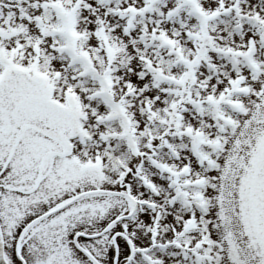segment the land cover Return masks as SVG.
I'll use <instances>...</instances> for the list:
<instances>
[{"label": "snow or ice", "instance_id": "6c2138e0", "mask_svg": "<svg viewBox=\"0 0 264 264\" xmlns=\"http://www.w3.org/2000/svg\"><path fill=\"white\" fill-rule=\"evenodd\" d=\"M0 264H264V0H0Z\"/></svg>", "mask_w": 264, "mask_h": 264}]
</instances>
